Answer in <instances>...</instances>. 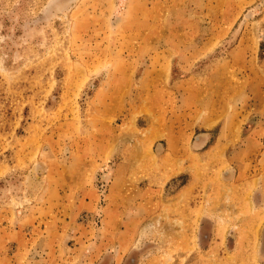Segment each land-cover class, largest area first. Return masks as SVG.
I'll return each instance as SVG.
<instances>
[{"label": "rangeland", "instance_id": "1", "mask_svg": "<svg viewBox=\"0 0 264 264\" xmlns=\"http://www.w3.org/2000/svg\"><path fill=\"white\" fill-rule=\"evenodd\" d=\"M0 264H264V0H0Z\"/></svg>", "mask_w": 264, "mask_h": 264}]
</instances>
